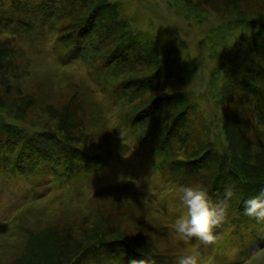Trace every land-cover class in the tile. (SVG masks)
<instances>
[{
	"label": "rangeland",
	"instance_id": "374dc122",
	"mask_svg": "<svg viewBox=\"0 0 264 264\" xmlns=\"http://www.w3.org/2000/svg\"><path fill=\"white\" fill-rule=\"evenodd\" d=\"M103 6L117 36L149 51L152 64L138 73L163 71L154 89L122 95L120 80L99 70L103 58L76 59L71 46L54 50L70 16L48 29V40L36 38L0 0V132L44 136L79 156L51 181L24 178L0 162V264H96L83 253L99 241L126 242L158 264L188 254L199 264L239 262L249 237L236 236L243 222L235 210L213 229L212 245L182 240L172 226L187 213L180 189L210 187L215 163L192 173L189 161L211 150L218 161L264 157V41L253 27L264 24V0H89L82 11ZM247 61L255 68L238 77H249L239 86L227 71ZM255 84L262 89L253 97L247 89ZM162 104L165 113L154 122H139ZM230 125L243 148L226 131ZM226 203L238 208L236 200ZM261 246L244 264H264Z\"/></svg>",
	"mask_w": 264,
	"mask_h": 264
},
{
	"label": "trees",
	"instance_id": "16d2710c",
	"mask_svg": "<svg viewBox=\"0 0 264 264\" xmlns=\"http://www.w3.org/2000/svg\"><path fill=\"white\" fill-rule=\"evenodd\" d=\"M8 1L10 16L14 17V20L16 19L25 29L34 31L35 33L31 30H25L24 32L36 38L43 36L48 40L50 38L49 33H47L48 29H55L57 21L70 16V22L64 26L67 28H64L63 33L55 41L54 50L62 49L67 51L66 48L71 46L72 49L76 50V59H86L87 57H90V59L94 57L103 58V67L99 70L111 80H120L116 87H118V91L122 95H134V97H137L154 89L158 84V75L163 73V71L154 70L145 75L138 73L142 67H145L144 65L152 64V57L146 47L140 41L138 42L137 39L125 35H116L118 33L117 27L115 25L112 26L110 19V21H105L108 7H95L88 11L87 14H84L82 8L88 5L89 0ZM102 10L106 14L102 13ZM74 15L77 16L75 20L72 18ZM253 27L257 28L258 32L262 34L263 38L261 41H264V24L258 23ZM101 40H105V48L100 47L103 44ZM250 63L247 61L246 64L232 65L231 68H228V75L239 79V86L241 81L248 80L249 77H238L244 73L254 71L253 68L255 66L249 68L248 65ZM255 64H258L256 60ZM258 76H262L261 79H263L264 71ZM134 83L135 85H133ZM131 85L133 86L130 89H124V87ZM261 89V85L255 84L254 87H248L247 92H251L252 96L256 97ZM257 103H263V100ZM162 108L163 104L151 106L147 112L143 113L139 122H154L159 113H165ZM163 115L168 117L166 114ZM183 117L184 115L177 118L173 117V125L179 123L176 121H181ZM226 126L228 127V125ZM174 129V127L171 128V130ZM226 131L230 136H234L232 137L234 141L243 148L244 139H237L236 131H233V129L226 128ZM0 151L3 152V154H0L2 157L0 162L6 164L10 170L16 171L24 178L29 175L39 176L42 174L44 176L43 181L46 179L51 181L63 163H70V156L76 159L79 157L78 154L68 149L65 150L63 145H59L55 140L47 139L44 136L31 140L30 137L23 136L12 138L9 134L2 132H0ZM205 154L203 157L189 161L191 163L189 169L192 173H197L203 169L210 170L208 162L215 163L209 180L210 187L207 190L214 203L224 200L226 188L231 187L233 189L234 195L227 202L238 201V208L235 209L233 206L227 205V210H230V208L235 210L236 219L243 222V227L236 231V236L249 237L248 243L242 251L246 255L242 256L239 262H234L233 264H244L245 262L243 261H246L256 248L264 244V237L260 234V231H264V221L258 222L254 217L244 214V201L264 191V157L261 153H258L251 162L248 160L249 154H237L235 157L222 156L221 160L218 161L216 152L211 150ZM84 162L87 161L81 158L79 163ZM201 165H205V168ZM65 167H68V164ZM105 243L104 241H99L94 244L93 249L87 248L83 253L84 258L90 256L96 264H129L130 260L136 256L134 259H142L145 264H158L143 256L141 252L136 251L132 246L126 245V242Z\"/></svg>",
	"mask_w": 264,
	"mask_h": 264
},
{
	"label": "clouds",
	"instance_id": "9594fccd",
	"mask_svg": "<svg viewBox=\"0 0 264 264\" xmlns=\"http://www.w3.org/2000/svg\"><path fill=\"white\" fill-rule=\"evenodd\" d=\"M180 193V201L187 213L173 224L174 233L185 241L195 238L204 245L215 244L217 237L213 229L223 223L227 213L226 202L233 197V189L226 188L224 200L217 203H213L208 192L198 186L182 187ZM244 214L258 222L264 221V191L244 201ZM129 264H145V261L131 259ZM178 264H199V257L197 254L183 255Z\"/></svg>",
	"mask_w": 264,
	"mask_h": 264
}]
</instances>
